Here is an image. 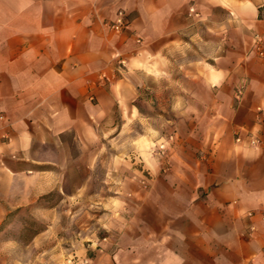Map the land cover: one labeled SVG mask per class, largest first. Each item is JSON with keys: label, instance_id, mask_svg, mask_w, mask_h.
Instances as JSON below:
<instances>
[{"label": "crops", "instance_id": "0c3cea01", "mask_svg": "<svg viewBox=\"0 0 264 264\" xmlns=\"http://www.w3.org/2000/svg\"><path fill=\"white\" fill-rule=\"evenodd\" d=\"M193 11L218 33L227 21L213 63L185 76L201 85L185 92L201 99L185 110L201 116L200 140L154 156L149 186L96 261L264 264V0H0V221L70 194L72 144L122 135L140 112L129 74L156 75L190 48Z\"/></svg>", "mask_w": 264, "mask_h": 264}, {"label": "rangeland", "instance_id": "374dc122", "mask_svg": "<svg viewBox=\"0 0 264 264\" xmlns=\"http://www.w3.org/2000/svg\"><path fill=\"white\" fill-rule=\"evenodd\" d=\"M193 20L190 48L171 52L170 64L156 75L129 74L138 93L131 106L140 112L129 116L122 135L114 131L100 142L72 144L71 154L80 159L71 164L70 194H48L33 208L4 213L0 264H99L97 257L108 251L115 237L116 230L109 226L122 208L126 215L133 212L138 190L149 186L146 176L154 169V156L170 155L168 142H199L202 118L185 110L192 107L197 113L201 99L185 92L200 93L201 85L186 82L185 76L191 71L200 74L203 63H213L223 35L227 44V21L222 34L216 20ZM114 122L120 125L119 114ZM78 187L83 191L76 192Z\"/></svg>", "mask_w": 264, "mask_h": 264}, {"label": "built area", "instance_id": "2783aa9c", "mask_svg": "<svg viewBox=\"0 0 264 264\" xmlns=\"http://www.w3.org/2000/svg\"><path fill=\"white\" fill-rule=\"evenodd\" d=\"M192 10V9H191ZM126 12L123 11H119L117 14L116 19L113 21V23L111 24V28L115 30L116 33H120L125 26L127 25L126 23ZM256 40L257 42L261 45V43L263 42V37L261 35H257L256 36ZM260 53H263L264 51L260 50ZM241 93V90L238 92L237 94V98H239ZM252 142H256V140H252Z\"/></svg>", "mask_w": 264, "mask_h": 264}]
</instances>
